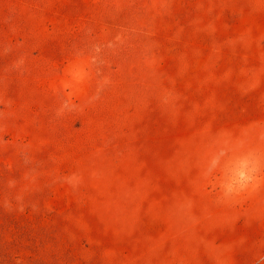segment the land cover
I'll list each match as a JSON object with an SVG mask.
<instances>
[{"label": "rangeland", "instance_id": "1", "mask_svg": "<svg viewBox=\"0 0 264 264\" xmlns=\"http://www.w3.org/2000/svg\"><path fill=\"white\" fill-rule=\"evenodd\" d=\"M262 176L264 0H0V264H209Z\"/></svg>", "mask_w": 264, "mask_h": 264}, {"label": "crops", "instance_id": "2", "mask_svg": "<svg viewBox=\"0 0 264 264\" xmlns=\"http://www.w3.org/2000/svg\"><path fill=\"white\" fill-rule=\"evenodd\" d=\"M254 188L256 192L253 193V198L250 196L251 192H248V196H243L242 205H246L242 208L240 219L237 218L240 221L237 234L225 232L212 235L215 250L209 252V264H264V176ZM251 206L256 209V224L253 228H250V219L246 215V210ZM217 218L219 220V212ZM177 236L179 235L174 234L166 237Z\"/></svg>", "mask_w": 264, "mask_h": 264}]
</instances>
